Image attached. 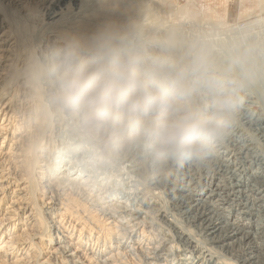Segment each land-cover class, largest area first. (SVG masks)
Listing matches in <instances>:
<instances>
[{
  "label": "bare ground",
  "instance_id": "6f19581e",
  "mask_svg": "<svg viewBox=\"0 0 264 264\" xmlns=\"http://www.w3.org/2000/svg\"><path fill=\"white\" fill-rule=\"evenodd\" d=\"M21 1L0 0V134L35 103L10 168L34 193L40 162L30 238L52 228L58 264H264V15L195 29L167 0Z\"/></svg>",
  "mask_w": 264,
  "mask_h": 264
},
{
  "label": "rangeland",
  "instance_id": "374dc122",
  "mask_svg": "<svg viewBox=\"0 0 264 264\" xmlns=\"http://www.w3.org/2000/svg\"><path fill=\"white\" fill-rule=\"evenodd\" d=\"M14 1H17L18 5L20 4V0H14ZM24 1L34 2L35 0H22L21 7L25 5V3L23 4ZM167 2L168 3L166 4H167V8L169 12L165 10L166 5L164 4L159 5V12L161 10L160 13L164 14L163 15L164 18L169 17V20L171 19L170 20L171 23L183 22L185 24L186 23L192 24L193 25L192 27H194L195 29L198 27H204V26L206 27L207 25L211 23H222L227 28H231L232 26H236V25L238 26V24L243 25L244 22L254 17L264 15V0H167ZM47 4L48 2H45V3H42L41 5L45 6ZM192 11H195L197 14L195 15L194 18H191V15H190ZM185 12L187 14H185ZM173 17L176 20H174ZM5 27L6 25H2L0 27V77H2L4 73H6L5 72L7 70L6 67L8 66V64L10 65L11 60L14 58L13 54L11 53V48H10L11 47L10 44L12 40H9V38L6 37L7 34L5 31L7 28ZM212 29H215V28H212ZM222 35L225 37V34H222ZM223 36H221V38ZM47 64L49 63L47 62ZM20 67L21 65L19 66V68ZM17 78L18 80H20V83L24 82V79L22 78V76L17 77ZM49 83H50L49 81L47 82L43 81L41 85L44 86V88L51 89V85ZM1 89L2 88L0 87V131L5 132V128H6V131H8V129L10 128V125H7L9 121L8 119L7 121H4L5 119H3V116H4V113H7L9 111V107L6 109H4L3 107H6L7 104H9L8 98H10L11 93L8 96L9 92L7 94H4V92H1ZM21 90L25 91L27 89L25 90L21 89ZM20 98H21L20 92L16 93L15 100L17 99L19 100ZM53 101L54 99L48 101V104H53V106H55ZM28 105L33 106L34 111H35V107H34L35 103L31 101V102H28L27 106ZM51 110L54 111L56 109L52 108ZM34 111L31 110L29 112L30 114L29 118L31 119V125H30L31 127L29 126V128H27L23 132H21V130L15 131L13 134V138H11L10 140L9 138L12 135L7 136V139H3L4 134H0V264H52L51 262H54V261H56L55 263L58 264L59 262L57 261L59 260L57 259L58 257H56V255L53 252L55 249L53 247H56L57 245L53 241L54 238L53 239L50 238V241H47L49 240L48 238L49 232L52 233L51 237H54L55 234L53 233V229L47 228L44 232L46 235H43V236L33 235L31 239L30 238L31 234L28 231L29 225H24L25 222L23 220L24 217L28 215L29 213H32V214L36 213L35 207L37 209H40V212H41L43 210L42 202L45 203L47 200L45 196L41 195L44 190L42 186L45 185V180L39 178V176H41V173L39 172L40 162L39 163L37 162L34 165L33 171L31 174V177L34 179V182L36 181L37 183L34 193L30 192V186L28 185L29 179H25V174L24 176H22L23 175L22 173L21 177L23 178H19L18 180V176H15L12 170H10L11 165H13V162L11 160L14 157V153L16 152L19 146L18 144L17 145L15 144L17 142L19 143V136H17L18 133L21 132L20 135H25L26 132H28L27 137H31L33 136V134H35V137H33V139H37L36 138L37 131H35V128H34L35 124L33 123L35 122V119H36V117H34V114H35ZM53 113L55 114L56 111H54ZM10 114L11 112H8V116H10ZM49 134H50L49 132L48 134L46 132V134L44 135L43 141L47 139ZM57 139H59L58 136L52 137V141L54 140L53 141L54 144L52 145L57 146L55 145V141ZM37 154H39V152ZM29 155L30 153L26 155L27 157L22 156L21 158L23 159L25 158V160L29 161L31 159ZM49 164H51V161ZM50 182L53 183L54 181L50 180ZM19 189L20 191L23 190L22 192H23V195H25L24 196L25 199H19L14 194ZM113 189H115V187ZM16 202L17 203L20 202V204L25 206L24 211L15 210L14 212L13 209L17 207ZM13 222H15V227L14 226L11 227L10 225ZM37 236L40 237L41 240L37 238ZM12 237H13V241L11 239ZM58 237H59L58 240L60 241V244L64 246L66 244V240L61 235H59ZM14 238H16V240H14ZM31 243L37 244V247H36L37 249L33 247V245L31 246ZM54 256L56 259L53 258ZM59 264H62V263H59Z\"/></svg>",
  "mask_w": 264,
  "mask_h": 264
}]
</instances>
